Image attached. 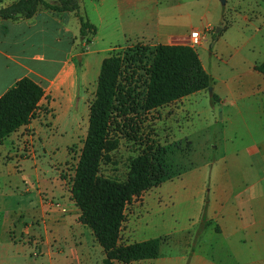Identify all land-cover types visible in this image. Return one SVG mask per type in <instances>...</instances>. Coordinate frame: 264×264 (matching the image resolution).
<instances>
[{
	"label": "crops",
	"instance_id": "obj_1",
	"mask_svg": "<svg viewBox=\"0 0 264 264\" xmlns=\"http://www.w3.org/2000/svg\"><path fill=\"white\" fill-rule=\"evenodd\" d=\"M12 1L0 0V7ZM79 13L95 28L78 60L84 83L126 43L188 46L191 32L213 28L196 49L211 86L155 109L184 144L200 136L193 145L204 156L132 200L136 210L119 243H162L157 259L130 264H264V74L256 69L264 62V0H81ZM79 28L75 13L45 8L30 19L0 18V97L22 78L45 92L35 119L0 143V264L105 259L78 221L63 168L39 157L45 132L34 125L48 99L39 79L52 83L66 112L73 103L77 65L70 58L83 40ZM30 127L34 136L24 133ZM52 143L57 150L59 142Z\"/></svg>",
	"mask_w": 264,
	"mask_h": 264
},
{
	"label": "trees",
	"instance_id": "obj_2",
	"mask_svg": "<svg viewBox=\"0 0 264 264\" xmlns=\"http://www.w3.org/2000/svg\"><path fill=\"white\" fill-rule=\"evenodd\" d=\"M80 1L13 0L10 5L0 7V18L30 19L40 8L75 13L80 25L79 35L88 44L95 28L80 15ZM150 53L151 60L145 69V92L138 105L141 112L149 113L211 86V78L192 48L157 45ZM132 61L141 59L132 58ZM125 64L120 55H109L101 62L94 100L89 106L88 129L70 189L71 199L79 210V223L90 228L104 252L103 264L155 260L162 243L160 238L129 245L119 243L127 206L134 198L167 180L152 148L147 147L131 161L124 182L100 173L103 163L110 161L118 148V138L113 135L111 127L120 98L119 78ZM256 69L264 74V62ZM44 98L42 87L29 78L18 80L0 97V143L35 119Z\"/></svg>",
	"mask_w": 264,
	"mask_h": 264
},
{
	"label": "rangeland",
	"instance_id": "obj_3",
	"mask_svg": "<svg viewBox=\"0 0 264 264\" xmlns=\"http://www.w3.org/2000/svg\"><path fill=\"white\" fill-rule=\"evenodd\" d=\"M209 33H213V28ZM188 44V40H187ZM86 41L80 40L77 43L71 63L77 65L73 76V103L68 112L61 101L57 98L55 90L49 80L39 79L41 85L46 89L48 99L42 104V116L34 121V125L41 129L42 135L37 139L39 148V157L46 159L52 164H60L63 168L62 177L71 182L76 163L82 148L88 129L89 106L94 100L97 79L94 75L97 69H91L90 75L92 81L84 83L81 76V67L78 60L80 55L85 53ZM152 48L139 42L126 43L119 46L110 53V55H120L125 59L123 73L119 78V102L116 103L114 123L111 131L118 138V148L112 153L111 160L104 162L100 168V173L107 178L115 179L119 182L126 180L131 161L140 155L147 147L155 152L157 164L162 165L164 179H171L180 175L190 165L193 160L204 156V153L198 151L197 144L201 137L191 136L189 143H183L187 139L172 136L168 132L166 121L163 120V113L160 110H154L149 113H143L139 110L141 104L147 76L145 69L151 60ZM196 51V50H195ZM132 58L141 59V61H132ZM98 73V72H97ZM96 77V76H95ZM170 114H168L169 116ZM72 117L74 118L72 120ZM167 119V117L165 116ZM212 132L213 130L210 129ZM25 134L34 136L35 128H26ZM200 134V133H199ZM33 140V139H32ZM58 141L57 150L53 143ZM26 141L25 149L27 156H32L33 145ZM25 154V153H23ZM21 154V157L22 155ZM190 154L188 161H184L186 155ZM218 155V154H217ZM221 155V152L220 154ZM195 162V161H194ZM50 163V162H49ZM14 164V162H13ZM17 164V163H15ZM135 201H139L138 198ZM133 202L134 204L136 202ZM130 204L126 209V222L124 231L129 228L135 205ZM160 211L166 213L163 208ZM132 216V217H131ZM33 260L39 262V256L34 255Z\"/></svg>",
	"mask_w": 264,
	"mask_h": 264
},
{
	"label": "built area",
	"instance_id": "obj_4",
	"mask_svg": "<svg viewBox=\"0 0 264 264\" xmlns=\"http://www.w3.org/2000/svg\"><path fill=\"white\" fill-rule=\"evenodd\" d=\"M209 29L210 28H204L201 31L191 32L188 37V47L192 48L193 50L199 48L206 41Z\"/></svg>",
	"mask_w": 264,
	"mask_h": 264
}]
</instances>
